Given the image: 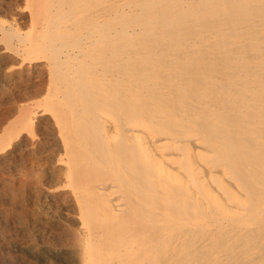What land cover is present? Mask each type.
Here are the masks:
<instances>
[{
    "label": "bare ground",
    "instance_id": "6f19581e",
    "mask_svg": "<svg viewBox=\"0 0 264 264\" xmlns=\"http://www.w3.org/2000/svg\"><path fill=\"white\" fill-rule=\"evenodd\" d=\"M6 6L0 166L39 157L71 264H264V0Z\"/></svg>",
    "mask_w": 264,
    "mask_h": 264
},
{
    "label": "rangeland",
    "instance_id": "374dc122",
    "mask_svg": "<svg viewBox=\"0 0 264 264\" xmlns=\"http://www.w3.org/2000/svg\"><path fill=\"white\" fill-rule=\"evenodd\" d=\"M0 2L8 3V0H0ZM8 6L0 11V19H9ZM25 25L27 27V23ZM30 69L35 70L34 67ZM3 74L0 72V133L17 116L21 105L30 104L28 100L32 101L22 94L25 93L24 91H19L23 88L10 84L9 79L4 78ZM29 76L31 80L22 83L28 90L33 89L32 84L38 83L41 78L45 79L35 72ZM46 154H48L47 148L39 156ZM38 159L39 157L33 152H17L13 160L0 166V220L5 226V231L0 233L2 259L0 264H71V247L56 239L61 232L59 228L65 224L74 227L75 221L70 218L65 219L61 215L63 212L60 207L57 208L51 201L35 195V187L40 182L49 183L46 169L41 166V161ZM49 219H53L51 224L45 222Z\"/></svg>",
    "mask_w": 264,
    "mask_h": 264
}]
</instances>
